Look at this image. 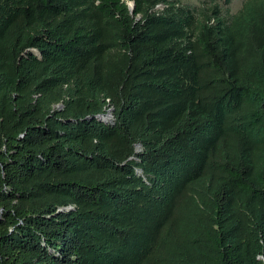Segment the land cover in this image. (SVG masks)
<instances>
[{
    "label": "trees",
    "instance_id": "16d2710c",
    "mask_svg": "<svg viewBox=\"0 0 264 264\" xmlns=\"http://www.w3.org/2000/svg\"><path fill=\"white\" fill-rule=\"evenodd\" d=\"M230 3L0 0V264H264V0Z\"/></svg>",
    "mask_w": 264,
    "mask_h": 264
},
{
    "label": "rangeland",
    "instance_id": "374dc122",
    "mask_svg": "<svg viewBox=\"0 0 264 264\" xmlns=\"http://www.w3.org/2000/svg\"><path fill=\"white\" fill-rule=\"evenodd\" d=\"M182 4L190 6V7H199L202 6L203 2H208L209 0H179ZM245 0H231V3L228 7L223 8V13H225L226 9L229 14H235L237 11L240 10L243 2ZM162 8V5H158L157 9ZM56 108L61 109V104H58L55 106ZM108 111V109H107ZM107 121H110L111 119L106 116Z\"/></svg>",
    "mask_w": 264,
    "mask_h": 264
},
{
    "label": "water",
    "instance_id": "95a60500",
    "mask_svg": "<svg viewBox=\"0 0 264 264\" xmlns=\"http://www.w3.org/2000/svg\"><path fill=\"white\" fill-rule=\"evenodd\" d=\"M128 6L130 8V10H133V7H134V4L132 2L128 3ZM109 113H107L106 115L104 116H101L102 119H104L105 121H107V119L105 118ZM112 117V116H111Z\"/></svg>",
    "mask_w": 264,
    "mask_h": 264
},
{
    "label": "built area",
    "instance_id": "2783aa9c",
    "mask_svg": "<svg viewBox=\"0 0 264 264\" xmlns=\"http://www.w3.org/2000/svg\"><path fill=\"white\" fill-rule=\"evenodd\" d=\"M107 116H108V118L112 119V117H111L112 115H111L110 113H109ZM106 119H107V118H106Z\"/></svg>",
    "mask_w": 264,
    "mask_h": 264
}]
</instances>
